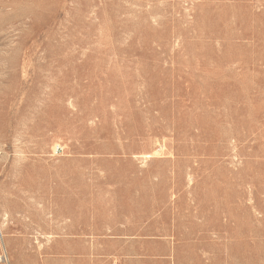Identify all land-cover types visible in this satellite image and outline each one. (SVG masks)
Listing matches in <instances>:
<instances>
[{
    "label": "rangeland",
    "instance_id": "rangeland-1",
    "mask_svg": "<svg viewBox=\"0 0 264 264\" xmlns=\"http://www.w3.org/2000/svg\"><path fill=\"white\" fill-rule=\"evenodd\" d=\"M0 219V264H264V0H0Z\"/></svg>",
    "mask_w": 264,
    "mask_h": 264
},
{
    "label": "bare ground",
    "instance_id": "bare-ground-1",
    "mask_svg": "<svg viewBox=\"0 0 264 264\" xmlns=\"http://www.w3.org/2000/svg\"><path fill=\"white\" fill-rule=\"evenodd\" d=\"M2 2H4V1H2ZM3 217V216H2ZM1 217V218H2ZM4 218V217H3ZM5 220H6V218H4ZM2 219H0V221H1ZM5 224V223H4ZM7 224V223H6ZM3 225V224H2ZM5 226V225H4ZM7 226V225H6ZM4 228V227H3ZM1 229H2V226H1ZM2 231V230H1ZM4 233V232H3ZM5 233H6V231H5ZM1 235V234H0ZM6 236V235H5ZM8 237V236H7ZM6 238V237H5ZM6 240V239H5ZM9 241H10V239H9ZM10 244V243H9ZM11 245V244H10ZM7 247V246H6Z\"/></svg>",
    "mask_w": 264,
    "mask_h": 264
},
{
    "label": "built area",
    "instance_id": "built-area-1",
    "mask_svg": "<svg viewBox=\"0 0 264 264\" xmlns=\"http://www.w3.org/2000/svg\"><path fill=\"white\" fill-rule=\"evenodd\" d=\"M0 261H1V259H0Z\"/></svg>",
    "mask_w": 264,
    "mask_h": 264
}]
</instances>
